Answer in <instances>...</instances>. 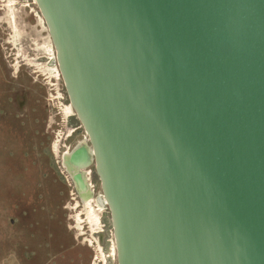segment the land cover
Returning <instances> with one entry per match:
<instances>
[{"label":"water","instance_id":"water-1","mask_svg":"<svg viewBox=\"0 0 264 264\" xmlns=\"http://www.w3.org/2000/svg\"><path fill=\"white\" fill-rule=\"evenodd\" d=\"M35 2L118 264H264V0Z\"/></svg>","mask_w":264,"mask_h":264},{"label":"rangeland","instance_id":"rangeland-1","mask_svg":"<svg viewBox=\"0 0 264 264\" xmlns=\"http://www.w3.org/2000/svg\"><path fill=\"white\" fill-rule=\"evenodd\" d=\"M55 56L35 0H0V264H118L109 208L94 231L77 222L85 192L78 197L63 156L88 135ZM90 171L97 206L101 182Z\"/></svg>","mask_w":264,"mask_h":264},{"label":"bare ground","instance_id":"bare-ground-1","mask_svg":"<svg viewBox=\"0 0 264 264\" xmlns=\"http://www.w3.org/2000/svg\"><path fill=\"white\" fill-rule=\"evenodd\" d=\"M8 7L12 8L11 5H9ZM14 32H16V31H14ZM28 64L33 66L34 62L29 61ZM16 67H19V66L17 65ZM79 147H86L88 149V156H87L88 158H87L86 162H81V163L79 162L78 163V162H75L73 159V153ZM55 151H57V150H55ZM92 165H94V163H93V151L89 147L88 139L82 141V143H79L72 150V152L68 151L63 156V166L66 169L65 172L69 176V178L71 180L73 179V181H74V177L80 175L82 177L83 183H84L83 188H80L78 183H76L75 181L73 182L75 187H76L74 189H77L78 197L80 196V192H85V193H81V196H80L82 204L77 201V208H79L81 205L83 206V210L80 212V214H78V221L77 222L79 224L86 223L87 225H90L92 227V231H94V227L96 226V223L98 222L97 212L101 211L102 207L105 208V202L100 201L98 198H96L98 205L94 206V205H96V202L94 201L95 199L93 197V196H95L94 191H92V189L88 190V188H90L91 186L89 184V176H88L89 173H86L85 170H87V172H88V170L91 168ZM74 170H76L75 171L76 173H74ZM81 215L85 216V220H83Z\"/></svg>","mask_w":264,"mask_h":264},{"label":"flooded vegetation","instance_id":"flooded-vegetation-1","mask_svg":"<svg viewBox=\"0 0 264 264\" xmlns=\"http://www.w3.org/2000/svg\"><path fill=\"white\" fill-rule=\"evenodd\" d=\"M55 53H56V52H55ZM55 57H56V56H55ZM55 59H56L55 64H57V66H58L57 58H55ZM47 76H48V75L45 74V77H47ZM47 78L49 79L50 77H47ZM53 78H55V77H53ZM60 78H62L61 75H60ZM60 78H56V79H60ZM62 79H63V78H62ZM51 82H52V81H51ZM64 85H65V84H64ZM65 91H66V88H65ZM66 94H67V92H66ZM67 97H68V95H67ZM68 101H69V98H68ZM69 104H70V101H69ZM72 130H73V129H72ZM69 131H70V130H67L66 133H63V135L66 136V138H65L66 141H68V140L73 136V134L75 133L76 130L71 131L70 134H69ZM64 142H65V141H64ZM88 176H89V182H90V184L93 185V182H92V173H91V171L89 172V175H88ZM72 184H73L74 188H76L75 185H74V183H73V181H72ZM94 188H95V187H94ZM75 191H77V189H75ZM93 191H94V190H93Z\"/></svg>","mask_w":264,"mask_h":264},{"label":"built area","instance_id":"built-area-1","mask_svg":"<svg viewBox=\"0 0 264 264\" xmlns=\"http://www.w3.org/2000/svg\"><path fill=\"white\" fill-rule=\"evenodd\" d=\"M92 189L94 190V186L92 185Z\"/></svg>","mask_w":264,"mask_h":264}]
</instances>
